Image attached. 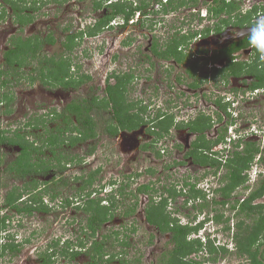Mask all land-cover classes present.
<instances>
[{
    "label": "rangeland",
    "instance_id": "obj_1",
    "mask_svg": "<svg viewBox=\"0 0 264 264\" xmlns=\"http://www.w3.org/2000/svg\"><path fill=\"white\" fill-rule=\"evenodd\" d=\"M38 1L35 5L39 8L33 11L28 9V12L33 15V20L21 25L16 23L15 16L11 13L5 0H0V10H6L4 17L0 18V68L4 65V49L11 44L12 37L18 35L26 37L34 34L44 38L51 34L54 42H45L41 47L42 54L55 56L56 59L61 56L65 57L71 63V69H69L71 74L68 78L84 79L75 86L51 87L41 84L38 79L30 81L31 68L37 65L36 60L10 71L7 75L2 76L6 78L7 83L1 86L0 80V94L6 92L13 96L8 107L5 106V102L0 103V128L9 129L11 131L9 134L15 130L24 132L30 141L36 140L39 144L40 138L45 137L46 130L57 123H62L60 119H52V111H61L72 101H81L92 96L104 97L106 95V78L112 71L138 74L139 80L132 77L127 85L126 97L128 100L133 101L141 98L147 103L153 101L151 106L154 108L159 106L161 110L175 104L170 112H172V116H176L173 117V125L168 133L158 140L153 134H144V128L148 131L149 125L139 129L138 135L135 133L131 137L128 135L127 142L131 143L133 137H138L136 145L138 144L139 147L134 149L135 147L126 148L125 137L109 135L103 131L105 124L110 119L107 108L94 112L96 137L75 145L65 143L59 148L64 155L77 156L74 160L66 163L63 171L60 172L57 167L53 169L56 176L64 174L63 177H66L69 182L61 184V182L58 183L59 180H52L53 172L50 171L44 176L37 175L38 180L50 181L47 185L49 186L47 194L42 198L49 208L45 211L33 209L29 213H19L13 208L5 207L6 192L13 186L22 188L24 181L6 170L8 163L17 154V147L0 145L2 157L0 164V216L8 215L6 225L7 231L10 232L2 242H10L14 239L16 241H13L20 245V250L15 254L9 252L8 249L5 250L0 257V264H42L43 254L41 252L46 249L47 252L55 250V254L51 258L52 264H119L121 260L125 264H162L163 255L172 246L170 235L167 232H159L156 227L145 220L144 208L152 197L158 201L161 196H170L168 189L166 190L167 187L177 190V194H173L172 198L168 197L166 209L182 223L199 226V231L192 233L190 237L199 236L203 242L210 240L213 245L220 248L218 252H210L208 248L201 252L198 251L196 259L204 260L206 264H248L249 261L246 257L240 256L235 251L236 223L244 215L240 213V216L232 204L236 198L240 199L246 196L250 190L255 189L260 180L264 178V162L259 161L261 158L257 160L259 156L257 154L252 163V171H247L250 177L248 181L232 191L225 203H221L222 196L213 188L221 183L224 168L215 172L213 168L193 164L185 155L187 150L185 146L196 138V133H191L183 121L190 118V115H196L199 110L203 111V114L210 115L213 120V125L210 130L206 131V135L209 139L214 138L223 121L219 122L217 114L220 111L219 108L212 106V101L216 93L223 96L224 89L228 88L230 83L224 84L219 81L216 86L215 80L218 74H214V78L202 81L198 87H190L188 83L193 79L188 76L185 70L186 61L176 63L172 59L157 57L148 61L145 54L142 58L138 52L147 47L150 28L145 21L143 28H140L138 24L134 25L135 18L138 17L137 14L133 16V25L130 24V29L135 32L130 34L129 31L128 41L126 42L125 39L121 44L120 40L126 37L123 26L127 25L126 22L124 25H119L122 22L119 17H116L113 26L107 29L102 28L95 36H89L86 31L87 24L94 22L95 16H100L107 11L102 9L105 6H102L100 10L94 9L91 0ZM135 2L139 3L138 0ZM149 2V6L153 4V9H159L157 1L149 0ZM252 2L263 3L264 0H252ZM244 4L246 3L243 2ZM26 5H32L31 0H26ZM188 5L187 8H189ZM96 13L98 14L96 15ZM143 13L144 11L141 10V14ZM182 14L190 16L186 9ZM154 15L157 14L154 13ZM158 17L164 26L158 28L159 36H156L155 39L158 46L162 43L160 47L162 49L168 35L171 33L170 37L174 36L173 32L179 25L174 18L162 16L160 13L156 16V18ZM183 26L187 27V25ZM231 27L233 28V26ZM82 30H84L83 33ZM75 32H80L82 35L77 33L74 46L67 49L63 44L66 34ZM98 34L105 37L104 44L101 42L103 38ZM244 34L247 33L241 35ZM186 42L180 44L179 49L189 55V61L201 60L203 54L199 53V50L203 47L214 49L218 46L214 43L216 41L209 40L203 35L199 41L188 39ZM106 47H111V50L108 48L109 52L105 51ZM144 52L146 51L144 50ZM188 53H191V56ZM240 55L243 59H249L246 51L241 52ZM187 64H189L188 61ZM259 68L264 71V63H261ZM196 71L197 78H200L203 69L197 68ZM83 75L90 77L85 79ZM114 81V79H110V83H114ZM238 81L240 80L238 79ZM168 82L173 83V88L169 87ZM232 86L238 85L233 84ZM182 90L185 91L182 92ZM233 90L235 89L233 88ZM250 96L252 97L248 99L235 100L230 106L232 113L238 112V117L223 114L224 119H227L225 132L227 138L225 137L213 147V150L218 152L214 156L217 157L222 153L224 158L227 157L233 148V145L228 141L229 137L240 133L246 140H252L258 145L261 155L264 157V91H259L257 94L251 93ZM228 98L231 99L230 96ZM225 99L224 97L221 101L227 102ZM149 108L150 106L143 112L144 118L146 117L147 120L154 115ZM8 109L11 110L7 112ZM184 109L186 112L181 116L179 110L185 111ZM183 116L185 118H182ZM36 118L38 120L34 121ZM29 119L37 125L26 127V122ZM252 131L255 133H251ZM145 144L153 145L144 149ZM91 146L94 147V151L87 154L89 153L88 148ZM222 147L224 150H220ZM226 148H229V152L226 151ZM44 150L45 152L41 156L43 155L42 158L47 160L50 157V152L47 147H44ZM79 156H82L80 160ZM259 170L262 171L260 174ZM91 172H95L93 183L87 190H78L81 182L75 181V177L83 174L88 175ZM26 178L30 179L28 176ZM149 182L152 186L151 190L145 193L137 191V186ZM186 182L193 183L194 187L200 189L202 193L190 192L189 185H185ZM92 188L93 191L96 190V194L101 192L104 197L108 196L112 201L117 202L113 216L101 224L94 236L89 233L90 230L86 229L87 213L78 207L83 204L86 191ZM111 188L112 191H110ZM180 189L182 193H179ZM52 193H56V197L53 199L51 198ZM94 194L92 193L91 196L93 197ZM66 197L71 200L68 205L64 203ZM109 198H106V205L111 201ZM23 201L19 202V205H23ZM257 202H264V195L254 201V203ZM131 207H135L133 211ZM249 222L248 219H245L243 224ZM94 239L100 241L103 247L100 258L91 249ZM52 240L57 241L55 244L49 245ZM124 240L128 242L127 245L122 243ZM66 241L69 243L66 244ZM2 242L0 244H3ZM221 246H224V249H221ZM72 251L77 253L72 256ZM214 257L216 258L212 259Z\"/></svg>",
    "mask_w": 264,
    "mask_h": 264
},
{
    "label": "trees",
    "instance_id": "obj_2",
    "mask_svg": "<svg viewBox=\"0 0 264 264\" xmlns=\"http://www.w3.org/2000/svg\"><path fill=\"white\" fill-rule=\"evenodd\" d=\"M161 2V0H158ZM11 13L15 16L16 23L21 25L27 24L33 20V15L28 12V9L34 10L39 8L35 5L39 1L31 0L32 5L27 6L26 0H5ZM106 2V4H104ZM199 0H168L166 6L161 8V11H167L168 9L175 10L180 6L189 4L196 5ZM133 0H93L94 9H100L102 6H106L107 11L100 16L94 26H87V33L89 35L97 34L102 27L109 22L115 16H121L126 22L134 15L135 11L140 9L144 12L147 11L149 5L148 1L142 0L140 4L134 5ZM202 5H205L212 18H216L214 25L204 27L201 31L204 35H207L211 30L220 33L224 27L229 25L233 26H248L251 25L252 13L257 9L264 10V4H254L252 9L247 14H242V7L237 0H202ZM104 4V5H103ZM5 9L0 12V18L5 15ZM82 33L84 30L81 31ZM77 33L66 34V40L63 43L67 49H71L74 46ZM198 33L197 30L188 32V35L174 34L166 42V48L159 51V47L156 42L152 45V51L154 54L163 59H172L176 62L188 61L186 72L188 76L193 77V81L189 83L190 87H197L199 79L195 75V71L198 67L197 62L189 61V55L184 54L179 49L180 44L187 43L186 41L192 36ZM11 44L3 52L4 65L0 68V80L1 86L7 83L6 78L2 77L7 75L14 69H19L29 62L36 60V66L31 68V74L29 76L30 81L38 79L41 84L45 86H75L80 84L83 79L78 80L69 79L70 61L61 56L56 59L55 56H46L41 52V47L45 42H54V38L51 34L46 37L39 35H28L23 37L21 35L11 38ZM248 47L247 35L229 41L225 45L217 46L212 49V55L210 59L217 61L218 59H225V64L219 68H214V74L227 75H239L249 74L252 75L253 80L250 83V88H258L264 86V71L259 68L261 62V54L252 48V55L247 60L233 61L236 57L233 53ZM209 49L204 47L201 51L207 52ZM254 54V56H253ZM41 64V66H40ZM87 79L88 75H83ZM109 77L114 78V83H110L109 79L105 87L106 95L102 98L92 96L81 101H72L62 108L61 111L53 110L51 115L52 119H60L62 125L56 124L46 130L45 137L40 138V143L37 141H30L26 134L19 130L12 131L9 134V129L0 128V145L16 146L18 151L13 160H11L6 170L12 172L16 177L23 179L22 188L13 186L5 194L4 205L5 207L13 208L17 212L29 213L33 209H39L41 211L48 210L43 201V194H47L49 180H38L37 175H46L53 172L52 180H59L61 184H66L69 180L63 175H55L54 168L61 172L65 169V165L68 161H72L77 156L64 155L59 149L63 144L75 145L79 142H86L88 139H94L96 137V121L93 117L94 112L97 110H103L107 108L110 113V119L106 123V132L111 135H117L120 130L123 129H135L146 123L143 112L145 111L137 101L128 100L126 97L127 85L132 80L131 73H116L112 72ZM108 77V78H109ZM13 96L8 95L6 92L0 94V103L5 102V106L8 107L12 102ZM217 106L219 111L217 116L219 122H222L217 135L214 138H208L206 131L210 130L213 125V120L210 115L199 112L194 119L185 123L191 133H196V138L191 141L190 148L186 151L187 157L191 158L194 164L202 167H209L215 169V172L220 168H224V172L221 176V183L215 188L216 192H219L222 196L221 203H225L232 191L237 187L243 185L248 181V169L250 168L253 160L257 154L259 159L264 162V157L261 155V150L252 140H246L245 138H238L237 141H231L233 148L227 157H223L222 153L217 154V151H211L219 141L225 139L227 119H224V115L229 116L227 111V103L221 102V98L217 100ZM136 109L137 111H134ZM11 109H8L9 112ZM224 114V115H223ZM156 114L154 117L149 118L148 122H151V132L154 134L155 139L161 138L168 133L173 125V116L167 113ZM38 118L34 119V121ZM31 119L26 122V127L36 126ZM156 140V141H157ZM153 145V144H152ZM152 145L145 144L143 148H149ZM44 147L48 148L50 157L45 160L43 154L45 152ZM241 147V149H238ZM89 153L94 151V147L88 148ZM229 152V148L227 149ZM211 151V152H209ZM158 154L160 152L157 151ZM79 156V160L81 159ZM0 154V164H1ZM77 160V159H76ZM55 162V163H54ZM54 163V164H52ZM58 171V172H59ZM96 172V171H95ZM83 174L82 176L75 177V181H80L78 190H87L93 183L94 173ZM30 177L27 179L26 177ZM32 179V180H31ZM57 184V183H56ZM185 185H189L190 192L194 194L202 193L198 188L194 187V184L186 182ZM138 192H148L152 189L151 183H143L137 186ZM168 189V190H167ZM170 196H161L158 201L152 197L144 208V214L146 221L155 226L161 233H169L170 242L172 246L170 250L163 256L162 264H206L204 260L196 259L198 251L208 248L210 252H218L217 246L213 245L210 240L203 242L199 236L190 237L192 233L199 231L198 225H192L188 223H182L179 219L171 215V212L166 209L167 199L172 198L173 194H177V190L167 187ZM96 191V190H95ZM93 188L86 191L83 204L78 206L83 209L86 215V229L90 230L92 236L98 231L101 224L109 220L113 214L117 202L112 201L109 198L110 203L106 205L102 201L105 200L102 197H98L94 194ZM181 192V189L179 190ZM49 194V192H48ZM81 195V196H82ZM162 195V194H161ZM264 195V178H262L255 189L248 192L246 196L235 199L232 207L236 209L238 214L243 213L244 217L238 219L236 223V232L234 236L235 251L240 256H245L249 261L248 264H264V202L254 201ZM26 196V197H24ZM56 193L51 194V198H55ZM169 197V198H168ZM25 200V201H23ZM23 201V205H19V202ZM29 202V203H28ZM65 204H70L69 197L64 199ZM81 203V202H77ZM78 205V204H77ZM135 207H131L133 211ZM130 213V211H128ZM127 212V213H128ZM241 216V215H240ZM245 219L250 222L245 223ZM6 220L8 215L0 216V243L2 242V232L6 230ZM87 230V231H88ZM118 233V232H117ZM14 240V239H13ZM5 241L0 244V257L4 251L8 249L9 252L17 253L20 249L19 243L14 241ZM57 240H52L49 245L55 244ZM82 241V240H81ZM80 241V242H81ZM8 243V244H7ZM69 241H66L68 244ZM127 245L125 240L122 242ZM84 244V243H83ZM92 252H96L97 257L103 253V247L100 241L94 239L92 241ZM224 249V246H221ZM226 249V248H225ZM227 250V249H226ZM72 251V256L75 255ZM42 264H52V257L55 254V250L47 252V249L41 252ZM96 256V255H95ZM194 256V257H193ZM216 257L212 258L215 259ZM119 264H125L123 260Z\"/></svg>",
    "mask_w": 264,
    "mask_h": 264
},
{
    "label": "clouds",
    "instance_id": "obj_3",
    "mask_svg": "<svg viewBox=\"0 0 264 264\" xmlns=\"http://www.w3.org/2000/svg\"><path fill=\"white\" fill-rule=\"evenodd\" d=\"M124 1V0H123ZM139 1V3H141V1L142 0H138ZM146 1H148V3H149V5H150V2H149V0H146ZM155 1H157L156 3L158 4H161V7H159V9L157 8H154L153 9V4L151 5V6H149L148 5V7L152 10V12H155V13H157V15L156 16H158V14L160 13V15H162V16H168L169 18H174V19H176L177 20V22H178V27H177V29L175 30V34H180V35H185V33H181L180 31H181V29H183V25H185V23L183 22V21H181V22H179V20H178V16L180 15V13L182 14V12L184 11V9H189V8H192V7H194V8H198V9H200L202 6H204V7H206L205 5H202V3H201V0H199V2H198V4H196V5H188V4H185V5H182V6H180L178 9H175V10H171V9H168L167 11H161V8L163 7V6H166L167 5V3H168V0H167V2H164L163 0H161V2H159L158 0H155ZM250 1H252V0H250ZM133 2L135 3V0H133ZM133 3V4H134ZM187 5L189 6V8H187ZM252 7H253V5L251 6V8L249 9V10H251L252 9ZM1 8V7H0ZM207 8V7H206ZM247 8H244V9H242V14H247V12L249 11ZM0 12H1V10H0ZM137 12H139V13H141V10L139 9ZM137 12L135 11V13H134V15L136 16V14H137ZM199 12V11H198ZM207 12H208V9H207ZM133 15V16H134ZM154 15V14H153ZM193 15H198L197 13H190V16H193ZM208 18H212L211 16H210V14H209V12H208ZM133 16L126 22L121 16H115V17H113L111 20H109V22L107 23V27H110V26H113L114 24V21L116 20V17H119L120 19H121V23L119 24V25H124V23L126 22V25L128 26V25H132L133 24V20H132V22H130V20L131 19H133ZM155 15H154V17H156ZM189 16V17H190ZM136 19V18H135ZM213 19V22L210 24V25H208V26H213L214 25V23H215V21L217 20L216 18H212ZM252 20H253V22H252V24L251 25H248V26H243V27H249L248 28V30H247V41H248V46L250 47V48H254L256 51H257V53H259V54H261V56L262 57H264V11H262L261 10V8L260 9H257L255 12H253L252 13ZM113 21V22H112ZM183 23V24H182ZM106 25V24H105ZM87 26H92V24H90V25H87ZM229 26H233V25H229ZM205 27H207V26H205ZM228 27V26H227ZM227 27H224L223 28V30L220 32V33H222ZM239 27V26H238ZM203 29V28H202ZM201 29V30H202ZM201 30H197L198 31V33L199 32H201V34L203 35V37H205V38H207V39H209V40H214L215 41V39L216 38H214L215 37V35H217V34H220V33H216V32H214V34L213 35H211V36H209L210 35V32L207 34V35H204L203 33H202V31ZM192 31H195V30H190V29H188V32H192ZM212 31V30H211ZM197 33V34H198ZM97 35V34H96ZM186 35H188V33H186ZM241 34H240V32L239 31H234L233 32V37L234 38H237V37H239ZM89 36H95V34L94 35H89ZM196 35H194V36H192L191 38H189V40H194V37H195ZM168 37L170 38V35H168ZM210 37H211V39H210ZM219 38V37H218ZM194 41H198V40H194ZM215 43V42H214ZM204 48V47H203ZM202 48V49H203ZM248 48V47H247ZM211 50V53H210V55L209 56H206L208 53H209V51ZM241 52H243V51H237V53H236V55H234V56H236L238 59H239V61H241V60H245V59H243V58H241ZM199 53H201V54H203V58L201 59V60H199V59H196L195 61H191V62H197L198 63V67L197 68H200L201 70L203 69V66H201L200 64H204V63H207L208 61H212V62H217L218 63V67L219 68H221L223 65H222V63L225 61V59H218L217 61H213L212 59H210V57H211V55H212V49H209L207 52H204V51H201V50H199ZM188 54H190V56H191V53H188ZM252 54V52L250 51L249 53H248V55H251ZM235 57V58H236ZM189 60H190V57H189ZM186 65H187V62H186ZM200 65V66H199ZM215 68V67H214ZM214 68H213V71H214ZM70 69H71V63H70ZM112 72H116V71H112ZM111 72V73H112ZM197 71H195V73H196ZM110 73V74H111ZM117 73V72H116ZM69 74H71V70H69ZM109 74V75H110ZM118 74V73H117ZM109 75L107 76V78H106V82H107V80L109 79V82H110V79H114L113 77H109ZM196 76H197V74H195ZM89 76V75H88ZM200 78H198L200 81V83L202 82V81H204V80H207V77H206V75L204 74V73H202V74H200ZM109 77V78H108ZM73 78H76V77H73ZM212 78H214V72L212 73ZM77 79V78H76ZM190 83V82H189ZM189 83H188V85H189ZM259 91H264V86L263 87H258V88H255L254 89V94H257ZM223 96H219L218 97V99L219 98H226L225 100L227 101V102H224V103H227V111L229 112V115H230V117H232V116H235V117H238V112L236 113V114H234V113H232V110L230 109V106H232V103L235 101V100H238V99H243V98H246V99H248V97H247V95H245V93H242V92H240V90L238 91V90H233V91H224V93L222 94ZM231 97V99H229L228 97ZM249 96V95H248ZM140 99V100H139ZM137 100H139V101H137ZM213 100H214V98H213ZM134 101H137L138 103L140 102V103H146V102H144L141 98H138V99H136V100H134ZM222 102V101H221ZM139 103V104H140ZM153 105V104H152ZM175 104H172L171 105V107H169V108H163L162 110H161V108H159V106H157L156 108H154V106H150V110L152 111V114H154V115H152L151 116V118L152 117H154L156 114H162V116L161 117H163V113H167V114H169V115H172V112H170V109L171 108H174V107H172V106H174ZM185 111H182V110H179V113L181 114V116L182 115H184V113L186 112V109H184ZM199 112H201V113H204L203 111H201V110H199ZM199 112H197L196 113V115L195 114H193V115H195V116H193V115H190V118H188L187 120H184V119H181V120H184L183 122H184V124L185 123H187L189 120H191V119H194L196 116H197V114L199 113ZM231 113V114H230ZM187 114V113H186ZM174 116H176V115H174ZM173 116V117H174ZM187 117H188V114H187ZM178 118V117H177ZM251 133H255V131H252ZM226 137V136H225ZM229 137V136H228ZM227 138V137H226ZM238 138H244V137H242V135L240 134V133H236L233 137H229V139H228V141L231 143V141L233 140V141H237L238 140ZM163 143V142H162ZM161 143V144H162ZM232 144V143H231ZM226 149H228V148H226ZM220 150H224L223 149V147H222V149H220ZM226 151H228V150H226ZM91 154V153H90ZM258 159H259V156H258ZM257 159V160H258ZM252 164H251V166H250V168L248 169V172H251L252 171ZM256 170V169H255ZM262 171L261 170H259V174L261 173ZM250 178V177H249ZM215 188H217V187H214L213 188V190H215ZM110 191H112V188H111V190ZM97 192H98V190H97ZM94 193L96 194V191H94ZM43 195H45V194H43ZM108 195H110V194H108ZM96 196H98V197H102V198H104L105 200H103L102 202L103 203H105V201H106V198H109L108 196L107 197H104L103 195H101V192L99 193L98 192V194H96ZM25 197V196H24ZM8 221V220H7ZM8 229L6 228V230H4L3 232H4V235H2V241H3V238L4 237H8V233H10L9 231H7ZM3 232H2V234H3ZM13 240V239H12ZM14 241H16V240H14ZM16 243H18V242H16Z\"/></svg>",
    "mask_w": 264,
    "mask_h": 264
},
{
    "label": "flooded vegetation",
    "instance_id": "obj_4",
    "mask_svg": "<svg viewBox=\"0 0 264 264\" xmlns=\"http://www.w3.org/2000/svg\"><path fill=\"white\" fill-rule=\"evenodd\" d=\"M92 1V7L94 8V6H93V0H91ZM104 3H106V2H104ZM138 4H140V3H134V5H138ZM254 4H264V2L263 3H255V2H252V1H250V7L252 6V5H254ZM250 7H248V9L250 8ZM102 9H104V10H107V8H106V6L104 7V8H102ZM97 10H100V9H97ZM139 10V9H138ZM138 10H136V12L138 11ZM262 10V9H261ZM262 11H264V10H262ZM155 12H152V10L149 8V7H147V11L146 12H144L143 14H141V13H139V16L135 19L136 21H135V24L134 25H136L137 26V24H138V26L140 27V28H143V24H144V21H145V23L148 25L149 24V27L148 28H150V33H148V37H147V49L145 48V49H143V50H140V52H138L139 54L138 55H140V56H142V58H143V55L145 54V56H146V59L149 61L150 59H152V58H154V57H157V58H160V57H158V56H156L155 54H154V52L152 51V45L154 44V42H156L157 43V45H158V42H157V40L155 39L156 38V36H159V34H158V28H163V26H164V24H163V22L162 21H160L159 19V17L158 18H156V17H154V14ZM98 13H96V15H97ZM157 14V13H156ZM103 15V14H102ZM101 14H100V16H102ZM100 16H95V20H94V22H92V23H89V24H87V25H90V24H92V26H94L95 25V23H96V21H97V19L100 17ZM142 19H144V20H142ZM142 21V22H141ZM134 23V22H133ZM133 25V24H132ZM103 29L104 28H108L107 27V24L106 25H104L103 27H102ZM166 28V27H165ZM123 29H125V32H126V37L125 38H123V39H121L120 40V43L122 44V41L123 40H125L126 39V42L128 41L127 40V37L131 34V33H133V32H135L133 29H130V25H128V26H123ZM167 29V28H166ZM136 30V29H135ZM168 30V29H167ZM129 31H130V34H129ZM174 31V30H173ZM172 31V32H173ZM171 32V31H170ZM175 32V31H174ZM173 32V33H174ZM171 34V33H170ZM169 34V35H170ZM123 35V34H122ZM122 35H121V37H122ZM245 35H247V34H244V35H240L239 37H237V38H234L233 37V32H230L229 34H227V35H223V36H219L220 38L218 39V38H216L215 39V44L216 45H218V46H221V45H225V44H227L229 41H232V40H236V39H239V38H241V37H243V36H245ZM98 36L99 37H101V35H99L98 34ZM101 38H103L102 39V43L104 44V42H105V37L103 36V37H101ZM169 40V37H167V40H166V42ZM108 41H110V40H108ZM161 43V42H160ZM161 45H162V43L160 44V46H158L159 47V51L160 50H163V49H165L166 48V46L164 45L163 47H162V49L160 48L161 47ZM108 48L111 50V47H106L105 48V51H107V52H109L108 51ZM181 48V47H180ZM248 48L250 49V51L252 52V48H250L249 46H248ZM247 47H245V48H243V49H241L240 51H245V50H247L248 49ZM7 48L5 47V49L4 50H6ZM144 50L146 51V52H144ZM148 51H149V54H148ZM236 53L237 52H235V53H233L234 55H236ZM252 55V54H251ZM251 55H248L249 57L251 56ZM253 56H254V54H253ZM261 58V60H260V62L261 63H264V57H260ZM245 60H247L248 61V59H245ZM174 61V60H173ZM233 61H239V59L236 57V58H234L233 59ZM243 61V60H242ZM174 62H176V61H174ZM225 62L226 61H224L223 63H222V65H224L225 64ZM177 63V62H176ZM187 69V67L185 68V70ZM119 73H133V72H125V71H123V72H119ZM216 74H218V73H216ZM138 76V74L137 73H133L132 74V77H134V79L135 78H137V80H139V78L137 77ZM247 76H249V77H247ZM246 77L248 78V80L246 79ZM251 77V78H250ZM192 79H193V77H192ZM238 79L240 80V81H238ZM194 80V79H193ZM246 80L247 81H249L248 83L246 82ZM253 80V77H252V75H249V74H239V75H233L232 77H230L229 75H227L226 77L224 76V74H218L217 75V79L215 80V84H216V86L218 85V82L219 81H222L224 84H229L230 83V86H228V88H226V89H224V91H233V88L236 90H240V92H242V93H245V95H247V97L248 98H250V97H252V96H250L251 95V93H253L254 94V89L253 88H250V83H251V81ZM190 82H192V81H190ZM200 83V82H199ZM232 83V84H231ZM168 84H169V87L171 86L172 88H173V83L172 82H168ZM171 84V85H170ZM233 84H237L238 86H232ZM199 85V84H198ZM220 85V84H219ZM198 87V86H197ZM187 88V87H186ZM193 90V89H192ZM183 91H185V90H182V92ZM193 93H194V91H193ZM249 95V96H248ZM218 97H219V95L216 93L215 95H214V100L212 101V106L213 107H217L218 108V106H217V100H218ZM151 100H153V98H151ZM150 100V101H151ZM154 102L152 101V103L151 102H146V103H144V104H140V105H142V107H143V109L145 110V109H147L149 106H151L152 104H153ZM134 111H137L136 109H134ZM145 120H146V123H144V124H142L141 126H139L138 128H135V129H123V130H120L119 131V133L117 134V135H115V136H123V137H125L124 139V141L127 143V147L126 148H131V147H135L134 149H138V147L139 146H137L136 145V143H138V137H133V141H132V143L131 142H127L128 141V139L126 138L128 135H130V137L131 136H134V133L135 134H139V133H137V131H139V129H141L142 127H144V126H150V129L148 128V131H146L145 130V128H144V130H143V132H144V134H153L152 132H151V122H148L147 121V119H146V117H145ZM105 126H106V124H105ZM106 128V127H105ZM103 131H105V133L106 134H109V133H107L106 132V129H104ZM121 131H122V133H121ZM135 131V132H134ZM109 135H111V134H109ZM154 135V134H153ZM216 135H217V133H216ZM214 137V136H213ZM190 144H191V141H190V143H188V145L187 146H185V148L188 150L189 148H190ZM140 145V144H139ZM217 145V144H216ZM215 145V146H216ZM214 147V146H213ZM213 147H212V149H211V151H217V150H213ZM186 150V151H187ZM185 155H186V152H185ZM188 159L191 161V158L190 157H188ZM86 161V160H85ZM192 162V161H191ZM193 163V162H192ZM194 164V163H193ZM207 168V167H206ZM144 216H145V214H144ZM145 220H146V218H145ZM155 227V226H154Z\"/></svg>",
    "mask_w": 264,
    "mask_h": 264
},
{
    "label": "built area",
    "instance_id": "obj_5",
    "mask_svg": "<svg viewBox=\"0 0 264 264\" xmlns=\"http://www.w3.org/2000/svg\"><path fill=\"white\" fill-rule=\"evenodd\" d=\"M163 1L167 2V0H163ZM244 1L247 4L246 8L250 7V0H244ZM157 7H161V4L158 3ZM186 10H188L189 13H197L198 15H193V16L188 17L187 15L180 13V15L178 16L179 22L183 21L185 23V25H187V27L183 26V29H181L180 32L182 34L188 33V29H190V30H201L202 28L210 25L213 22L212 18L211 19L208 18L209 15L207 12V8L204 6H202L200 9L192 7V8L186 9ZM137 15L139 16V12H137ZM130 22H132V19L130 20ZM213 34H214V32L210 31L209 36H211ZM201 36H202V34H201V32H199L194 37V40L199 41ZM210 39H211V37H210ZM210 53H211V50L209 51V53L206 56H209ZM201 65L203 66V73L206 75L207 79L212 78L213 68L219 66L217 62H212V61H208L207 63L201 64ZM182 118H185V116H183Z\"/></svg>",
    "mask_w": 264,
    "mask_h": 264
},
{
    "label": "water",
    "instance_id": "obj_6",
    "mask_svg": "<svg viewBox=\"0 0 264 264\" xmlns=\"http://www.w3.org/2000/svg\"><path fill=\"white\" fill-rule=\"evenodd\" d=\"M248 28L249 27H238V26H233V28H232L231 26H228L222 33L215 35L214 38H218L219 36L227 35L231 31H239V32H241V34L242 33H247ZM245 51L248 54L250 52V49L248 48Z\"/></svg>",
    "mask_w": 264,
    "mask_h": 264
},
{
    "label": "bare ground",
    "instance_id": "obj_7",
    "mask_svg": "<svg viewBox=\"0 0 264 264\" xmlns=\"http://www.w3.org/2000/svg\"><path fill=\"white\" fill-rule=\"evenodd\" d=\"M237 1L240 2V5H241L242 9L246 8V5H247V4H244V5H243V2H245L244 0H237ZM243 6H244V7H243ZM247 9H248V8H247Z\"/></svg>",
    "mask_w": 264,
    "mask_h": 264
}]
</instances>
